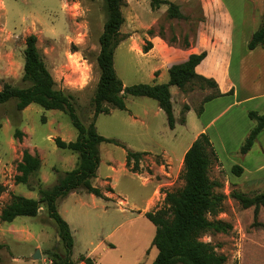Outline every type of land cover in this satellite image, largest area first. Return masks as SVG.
Segmentation results:
<instances>
[{
  "label": "rangeland",
  "instance_id": "rangeland-1",
  "mask_svg": "<svg viewBox=\"0 0 264 264\" xmlns=\"http://www.w3.org/2000/svg\"><path fill=\"white\" fill-rule=\"evenodd\" d=\"M170 1L179 5L186 18L170 17L168 5L152 9L151 0H126L123 5V40L115 51L114 60L125 86L169 81L168 72L157 80L151 76L154 60L161 59L163 68L175 60L151 53V37L158 35L168 45L180 47L195 45L201 32L208 35L206 41L210 40L211 18L203 13V3L207 0ZM224 1L235 19L231 78L241 94L254 89L263 92L262 55L250 50L248 42L252 33L264 24V0ZM107 16L104 0H0V90L6 83L29 86L23 81L24 50L26 38L35 34L38 49L57 88L74 95L77 113L88 126L94 118L93 97L100 77L97 56ZM170 89L176 118L174 128L169 126L166 112L157 100L149 97L126 95L127 109L98 115V132L123 145L111 142L100 145L101 162L93 183L100 184L107 175H113L117 196L105 201L86 191H74L59 202L62 214L71 225L75 241L72 258L76 264L92 250H113L106 258L104 256L106 261L102 264H123V260L124 264L153 262L157 249L151 243L156 228L153 231V227L137 217L165 207L166 193L184 185L183 168L176 165V171L167 176L171 184L163 186L159 194L147 201L154 188L150 184L154 180L151 165L157 157L146 153L141 157L144 166L141 167L140 162L136 166L131 160L126 166L129 171H126L122 167L127 153L129 150L150 151L182 156L192 142L195 125L210 121L228 104L230 107L215 120L211 130L214 150L221 163L219 160L213 163L210 176L218 183L215 191L225 198L222 212L210 218L232 227L225 233L207 232L202 240L210 242L218 253L227 257L225 264H264V209L256 216L254 207L245 208L232 196L234 191L254 195L264 190V130L247 154L241 152L244 140L239 142V134L243 133L246 123H255L249 111L264 113V97L242 104H231V98L220 99L211 102L203 114V101L216 92L215 88L194 81L187 86L184 100L180 88L172 85ZM186 105H190L188 110ZM183 113L184 123L181 122ZM226 124L231 126L228 135L217 137L214 128ZM77 136V129L64 111L48 110L36 103L19 111L15 100L0 104V186L4 188L0 193V209L10 202L12 193L38 197L39 184L53 186L61 175L74 169L78 154L58 147L55 138L73 141ZM25 150L39 152L42 165L29 184H18L17 168ZM234 165L245 168V173L236 175L232 171ZM32 187L36 189L29 190ZM3 225L7 232L6 239L0 233V264H45L48 259L56 264L54 255H64V245L56 235L58 225L46 208L35 217L18 216ZM146 231L144 240L141 234ZM38 248L43 256L34 260L32 256ZM96 254L101 255L100 251Z\"/></svg>",
  "mask_w": 264,
  "mask_h": 264
},
{
  "label": "trees",
  "instance_id": "trees-1",
  "mask_svg": "<svg viewBox=\"0 0 264 264\" xmlns=\"http://www.w3.org/2000/svg\"><path fill=\"white\" fill-rule=\"evenodd\" d=\"M104 1L108 16L100 36L101 48L97 56L100 77L93 97L94 118L88 126L82 122L77 113L74 95L57 88L56 81L38 49V38L35 34L26 38L24 50L23 81L29 83V86L18 87L6 83L0 90V104L15 100L19 111L33 103L48 110L64 111L69 114L78 131L77 139L73 141L55 138L58 147L78 154L76 167L61 175L52 187H40L39 199L12 193L10 202L5 205L0 214L2 221L13 222L18 216H37L44 205L49 216L58 225L59 236L65 248L64 255H54L56 264H76L72 258L74 236L69 223L59 212V201L74 191H86L97 197H105L102 190L93 184L101 162L100 145L103 142L122 144L117 139L105 137L98 132L96 127L98 115L109 114L112 109H127L126 95L149 97L157 100L159 107L166 112L169 126L174 128L176 118L170 90L172 85L179 87L183 92H186L187 86L194 81L212 86L216 92L207 96L203 103L222 95L215 79L207 78L196 71V67L206 58L207 51L193 53L186 61L172 65L169 68L170 78L167 83H139L125 86L117 74L114 59L115 51L123 40L121 28L125 23V17L122 7L126 0ZM162 5L169 6L170 17L186 18L175 2L151 0L152 9H158ZM149 45L150 49L152 43L149 42ZM258 46L264 49V24L252 33L248 43L250 50ZM185 108L188 110L189 106L186 105ZM201 110L202 107L200 112ZM248 114L255 121V126L241 147L243 154L251 150L258 135L264 130V113L251 110ZM181 122H185L184 113ZM17 133L20 132L17 131ZM145 154L146 152L129 150L128 164L134 160L138 166L141 157ZM216 160L219 159L210 137L206 133H201L184 156L181 174L184 185L180 189L166 193L164 208L145 213L146 218L156 228L151 245L157 249V254L151 264H225L227 261V257L218 253L214 245L202 240L207 232L225 233L232 227L231 224L222 220L210 218L222 212L225 198L223 194L215 191L218 183L210 176L211 167ZM40 167V157L25 150L17 168L19 173L16 176L17 183L29 184L31 177L39 171ZM232 171L236 175H241L244 169L240 165H234ZM3 190L4 188L0 186V193ZM232 196L243 207H254L256 216L262 208L264 209V190L254 195L234 191ZM81 260L86 264H93L91 258L82 257Z\"/></svg>",
  "mask_w": 264,
  "mask_h": 264
},
{
  "label": "crops",
  "instance_id": "crops-1",
  "mask_svg": "<svg viewBox=\"0 0 264 264\" xmlns=\"http://www.w3.org/2000/svg\"><path fill=\"white\" fill-rule=\"evenodd\" d=\"M251 8L253 9L252 10L253 11V17L252 18H253V21H255V16H254L255 11L253 8V4H252ZM203 13L208 19L211 18L210 21L212 22V23H210V21H208L211 24L209 26L211 28V37H212V38L210 37L209 41L208 40L206 41V37L208 35L204 32L203 33L201 32L199 34L198 39L196 41V44L194 45V43H191L189 45V47H180V46H177L174 44L168 45L158 35H155V36L150 38L151 43H152L151 53H153V52L157 53L156 55L158 57L166 55L169 58L172 57L173 59H175L172 64H170L168 67H165V68H163L160 65L161 59L158 58V59L154 60L155 64L153 65V70L151 72L152 73L151 76H152L153 80H157L158 78L165 75L167 72L169 74V68L172 65L186 61L190 57L191 54H193V53L199 54L203 51H207L206 58L196 67V71L198 74L203 75L207 78L215 79L218 83V88H219V91L222 95L204 103L205 107H203V114L207 111L206 109L211 102L219 101L220 99H230L231 98L232 99L231 104H240V103L242 104V103L252 102V101H255L259 98L264 97V91L263 92L258 91V89L257 90L254 89L253 92H250L247 94L246 93L241 94L237 85H236V82L231 78L230 66H231L232 57H233L232 41H233V36H234L233 33L235 31V19L232 16V13H231L230 9L228 8L227 4L225 3V1L224 0H207V1H205L203 3ZM213 38H214V40H212ZM260 49H262V50H260ZM253 50L259 51L261 53L260 55H262L261 58L263 59V62L261 63V69H262V77H263V85H264V49L257 47ZM156 73H158V75H156ZM154 84H157V83L154 82ZM181 93L183 94L182 96H183V100H184L185 93L182 90H181ZM185 103L186 102H184L183 104H185ZM229 107H230V104H228L227 107H225L224 109L219 111V113L216 116H214L210 121H203L202 123L200 122V125L199 124L195 125L192 142L185 149L182 156L173 157V155L168 154V153H154V152H150V151H142V152H146L147 154H149V153L153 154L155 157H157V159L154 160L152 165H151V167L154 169V175H152L154 180L152 179L150 184H152L154 188H153L152 194L147 199V201L150 198H153V196H156L157 194H159L160 189L163 186H169L171 184V181L169 179H167V176H170L172 173H174L176 171V167H175L176 165H179L180 169H182L184 167L185 153L189 149V147L191 146L193 141L195 139H197L201 133H206L210 137V140H211L213 147L215 149L214 141H213L214 138H213V134H212L211 130L213 129V127L215 125V122H216L215 120H217V118L221 114H223V112ZM112 110H114V109H112ZM188 112H190V111H188ZM254 126H255V123L253 121H249L246 123L243 133L240 132V134H239V142H243V140L245 141L246 137L249 135L250 131L252 130V128ZM229 129H231L230 124L222 125L221 128H216V129L214 128L215 134H217V137H221V136H223V134L228 135V133L230 132ZM259 135H258V137H259ZM258 137H257V139H258ZM257 139H256V141H257ZM256 141H255L253 147L256 145ZM253 147L251 149H253ZM215 152H217V151L215 150ZM32 154L38 155L40 157L41 165H42V158L39 155V152H34ZM219 162L221 163L220 159H219ZM127 163L128 162L126 159L124 166L122 167V170L129 171V169L126 167ZM139 165L141 167H142V165L144 166L142 159L140 160ZM171 165L174 166V169H173V166H171ZM112 169L115 172L118 171L116 169V167H112ZM169 169H172V170H169ZM243 169H244V171L242 174H244L245 170H246L245 168H243ZM97 176H98V171H97ZM113 178H114L113 175L112 176L107 175L106 178L104 180H102V182L100 184H94L93 183L94 186L100 188L105 195V197H103V198L102 197H98V198H101L105 201H108V200H113V198L115 196H117V193L115 191V184L113 183ZM40 187L49 188V187H43L41 184H39L38 192H39ZM50 187H52V186H50ZM107 187H110V189H107ZM35 189L36 188L33 187V188H30L29 190H35ZM19 195H21V194H19ZM92 195H94V194H92ZM22 196H25V195H22ZM27 196H30V195H27ZM27 196H25V197H27ZM94 196H96V195H94ZM28 198H32V197H28ZM39 198H40V193H39L38 197H34L33 199H39ZM61 200H63V199H61ZM42 209H45L44 205H42L40 211ZM58 209H59L60 214L63 216V218L69 223V221L62 214V212L59 208V203H58ZM40 211H39V214H40ZM0 214H1V209H0ZM137 220H143L148 225H150V227H153V231H154L155 226L146 218L145 213H143L141 216L137 217ZM3 222H5V221H2L0 219V233L2 234L3 239H6L5 232H7V231H5L6 229L4 228ZM69 225H70V223H69ZM70 227H71V225H70ZM56 231H57L56 235H57V239H58L59 238L58 229ZM146 233H147V231L143 232L141 234V237L144 240H145L144 235ZM0 246H1V244H0ZM98 251H100L101 255L96 254V252H98ZM110 251L113 252V250H92L89 253H87L86 255H84L83 257L91 258L93 264H102L103 262L106 261V259H105L106 254ZM41 254H42V252H41ZM156 254H157V252H156ZM104 256H105V258H104ZM133 260H135V259H133ZM122 263L123 264L125 263L124 260ZM78 264H86V263H85V261L79 259ZM126 264H128V263H126ZM130 264H135V261L130 263Z\"/></svg>",
  "mask_w": 264,
  "mask_h": 264
},
{
  "label": "water",
  "instance_id": "water-1",
  "mask_svg": "<svg viewBox=\"0 0 264 264\" xmlns=\"http://www.w3.org/2000/svg\"><path fill=\"white\" fill-rule=\"evenodd\" d=\"M32 258L34 260H40L42 258V254L39 248L36 250V253L32 256Z\"/></svg>",
  "mask_w": 264,
  "mask_h": 264
},
{
  "label": "built area",
  "instance_id": "built-area-1",
  "mask_svg": "<svg viewBox=\"0 0 264 264\" xmlns=\"http://www.w3.org/2000/svg\"><path fill=\"white\" fill-rule=\"evenodd\" d=\"M45 264H54V263H53V261H51V260L48 259V260L45 262Z\"/></svg>",
  "mask_w": 264,
  "mask_h": 264
}]
</instances>
